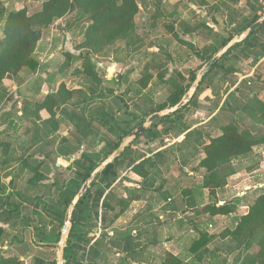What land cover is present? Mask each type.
<instances>
[{
	"label": "trees",
	"instance_id": "obj_1",
	"mask_svg": "<svg viewBox=\"0 0 264 264\" xmlns=\"http://www.w3.org/2000/svg\"><path fill=\"white\" fill-rule=\"evenodd\" d=\"M18 1L13 0L11 4ZM263 12L264 7L260 12H252L249 17H245V24L236 27L235 31L228 32L225 37H221L218 46L210 43L202 48H197L187 44L191 50V55L197 58L201 65L196 70L187 71L185 75L177 73L172 76L171 83L167 84L169 93L166 100L161 104L147 106L143 112L144 120H138L135 115H132V120L127 122L117 119L116 111L106 101L97 99L95 89L102 85L103 74L92 62V57L102 55L108 49L117 52L115 47L120 43L123 44L126 53H134L142 48V39L135 33V20L139 13L138 0H45L41 3L40 9L31 14L24 10L8 9L3 0H0V33L2 35L0 39V108H4L9 100L3 82H16L21 72L24 71L32 75L41 68L38 61V50L42 45L43 36L46 32L55 27L56 23L63 19L66 20L68 15L80 19L85 25L81 34L82 40L77 46L79 54L75 56L63 53L62 55L65 58L67 68H71L72 62L79 63V67H75L72 73L83 77L88 82V86H94L93 89L68 90L64 83H60L55 91L47 92L40 101H32L31 98L39 94V87L34 93L26 92L24 94L27 99H22L20 114L13 107L0 117V122L5 123L8 127L12 125L16 127L15 118L18 116L26 122L31 121L35 125L36 122L41 121L39 116L41 112L48 114L49 121H51L60 108L67 106L74 96H79L80 101L76 106L84 115L77 117L78 124L84 121L88 123L86 128L80 132L85 136L89 135L94 122L104 130L105 135L101 136L99 134L104 143L100 156L95 158L87 151L82 152L78 158L72 161V179L61 186H57L55 183L52 184L57 192L59 212H49L47 205L41 199L37 200L36 206L42 204L43 210L49 214L51 213L56 245L58 244L60 230L65 222L68 206L82 183L93 170L118 148L126 135L141 125L148 116L178 104L186 95L201 66L212 59L234 36L239 35L256 22ZM263 29L264 22L257 31L242 43L228 50L211 67L200 82L191 102L177 112L155 121L147 131L138 136L125 149L119 158L95 176L90 188L78 201L73 211L72 229L63 254L65 264H80L79 260L83 259L86 247L90 243L88 234L96 228L102 232L100 235L101 241L106 240L108 234L105 231L123 214L127 208V202L137 200V195H132L125 200L118 199L116 202L119 209L109 218L108 212L114 209L111 207V201L108 197L111 191L108 194L107 191L118 181V173L121 169L129 168L133 174L141 179L138 184L139 190L142 192L157 191L163 200H167V196L163 191V183L154 188L157 179L162 174L158 165L163 164L166 156L165 152H158L150 156L144 154L143 157L132 160L133 146L143 137L152 142L156 141L159 138L157 131L159 126H163L162 131L168 133L173 124H176V117L183 110L194 105L197 95L201 91L209 88L208 80L210 76L220 74L222 79H226L237 73L236 68L233 67V60H237L238 56L234 57L233 53L242 48V57L248 59L252 54L250 49L255 47L262 49L261 44L255 43L251 39ZM261 55H257V57ZM160 61L159 56H153L139 71L140 77L135 82V86L139 90H146L149 87L153 78L150 71L158 70L159 64H161ZM160 77L163 76L160 74ZM29 82L30 80L23 84L20 83V85L23 88L24 85H29ZM235 90L238 93L239 89ZM253 100L254 103L251 106L246 102H242L238 110L243 114V117L249 118L254 126L261 128L262 132L254 133L244 128L237 119L219 126L220 134L216 137H208L207 143L201 146L203 158L199 160L196 167L204 172L201 182L198 185H192V187H185L180 192L184 205L182 213L190 212L196 217L230 216L236 211V205L246 203L245 211L238 217L234 227L223 231L218 236L228 240L232 245L231 252H238L233 264H264V193H258L251 202H247L246 199L242 198H235L232 203L223 204L198 202L203 200L204 190L209 191V196L215 197L217 190L223 189L227 185L228 178L236 173L234 166H238L241 161L248 158L254 148L264 146V102L256 97H253ZM12 117L14 118L12 119ZM36 138L34 136L35 143L39 142V140L35 141ZM74 140L80 141V139ZM183 142L185 146L187 137L183 139ZM10 147V141L0 140L1 157L9 155ZM58 150L63 157L70 158L74 155L76 149L70 146L68 139L63 138L58 144ZM23 163H29V161L24 159ZM31 163L32 178L29 179V184L33 187L44 180V175L41 163L35 161ZM251 170L247 168V171ZM10 198L11 194L6 196V205L10 204ZM94 224H96V227ZM213 239V236H209L205 232H199L198 236L191 241L188 248L189 252L197 255L200 251H205ZM116 240L118 241H114L113 245L125 244L123 245L124 249H128V245L132 241L129 233H125L123 238ZM91 248L90 246L88 251ZM254 248H256V251L252 252L251 250ZM199 263L202 262L199 261ZM0 264L20 263L15 258H9L2 259ZM52 264H55V260ZM161 264L184 263L169 253H165Z\"/></svg>",
	"mask_w": 264,
	"mask_h": 264
},
{
	"label": "rangeland",
	"instance_id": "obj_2",
	"mask_svg": "<svg viewBox=\"0 0 264 264\" xmlns=\"http://www.w3.org/2000/svg\"><path fill=\"white\" fill-rule=\"evenodd\" d=\"M12 1L3 0V3L5 6H8V9L24 10L28 14H31L39 10L41 3L45 0H19L16 5L11 4ZM138 3L142 12H144L145 8H148L146 4L149 3L150 9L147 13L150 16L154 15L156 20L158 19L157 21H160L162 24L161 31L151 33L152 41L149 42V45L153 47L157 45V48L159 46L160 49L156 53L160 55L163 54L161 50H164V47L172 46V43H175L174 47L176 48L172 49V53L169 52V58H161L159 71L154 72L153 80H151L146 91L139 90L135 86L136 80L140 77L139 71L144 65L142 63L133 65L135 68L131 69L128 72L129 74H126V80L130 82L128 87L130 90L128 92H123L121 88L116 89L117 84L121 81L120 78L114 77V80H110L105 74L102 76V81L105 85L104 91L108 93L110 90L112 92L115 89V93L112 94V101L107 102V104L116 111L115 115H118L117 119L127 122L132 120V115H135L138 120H144L143 112L147 106L150 104H161L166 100L169 89L167 85L163 84L170 83L172 77L168 71L166 72V70L162 69L168 64H171L172 67V64L178 60L182 61L183 57L188 55L190 49H187L188 51L179 49L183 44H180L178 36L174 32V22L179 21L177 26L180 29L183 27L193 28L194 30L200 29L198 34L201 37L202 43L199 45L204 47L208 37L212 38L213 35L218 36L219 43L221 37H225L228 32L235 31L236 27L245 24V17H249L252 12H260L264 7V0H138ZM163 4H167L166 8H164L165 10L160 7ZM168 7L170 11H168ZM174 8H177V10L172 11ZM158 9L160 11L154 14L153 11H157ZM179 17H182V20ZM141 23L146 24L145 21H141ZM206 24L215 30L210 29V26ZM84 26L80 19L68 15L66 20L63 19L56 23L55 27L44 34L42 45L38 50V61L41 68L32 75L24 71L21 72L16 82H3L9 100L4 108H0V117L10 108L17 107V100L22 102L21 99L27 97L21 95L26 94V92L34 93L39 87H43L42 91L55 90L60 83H64L69 90L93 89L94 86H88V82L83 77L72 73L75 67H79V63L72 62L71 68H67L65 58L62 55L69 52H74L73 55L79 54L77 46L82 40L81 34ZM162 33L163 35H161ZM169 35L170 37H167ZM1 38L2 35L0 33ZM146 39H150V37H146ZM251 40L261 44L262 49H257V47L250 49L252 54H250L248 59L242 57V48L237 49L233 53L234 57L238 56L237 60H233V67L236 68L237 73L226 79H222L220 74L210 76L208 80L210 84L209 88L201 91L197 95L194 105L183 110L176 117V124H173L168 133L162 131L163 126H159L157 128L159 138L156 141L152 142L143 137L133 146L132 160H137L143 157L144 154L147 156L152 155L156 151L165 152L166 156L164 157L163 164L158 165L162 174L157 179L154 188L163 183L164 194L167 196V200H159V192L154 190L147 192L139 191L137 178L133 175L124 177V168L119 172V177L123 179L122 183L120 182L108 195V197H112L113 195V197H121L122 195L130 196L133 193H138L141 196V200L146 202L145 206L147 207L149 216L151 214L152 216L161 217L168 211L171 213L174 211L178 215V221L175 227H172V231H170V228H167L168 225L164 227L158 226L155 232L153 230L154 238L151 237V239H149L152 235L150 234L151 228L147 230L148 233H144L147 235V242H153L154 239L157 241V246L151 248L154 251L151 254L153 259L151 264H158L161 258L160 247H163L165 243V245L171 246L173 244L175 248H178V256L184 259V261L187 260L184 264H200L199 261L202 262L201 264H233L237 256V251L231 252L232 245L228 240L218 236L223 231L234 227L238 217L244 213L246 203L236 205V211L230 216H221L214 220L209 216L196 217L191 214L184 215L182 213L184 205L180 192L185 187H192V185H198L201 182L204 172L196 168L199 160L203 158L201 146L207 143L208 137H216L220 134L219 126L237 119L244 128L254 133L262 132L261 128L254 126L251 120L243 117V114L238 110L242 102H246L251 106L254 103L253 97L264 102V29ZM118 45L115 47L117 52L108 49L102 55L93 56L92 62L96 67H101L100 64L102 62H109L118 57L122 59L125 57L130 61L134 59L130 54L125 52L123 44L120 43ZM177 48L179 52L174 51L175 49L178 50ZM145 53L147 52L145 51ZM151 55H148L147 59ZM257 55L261 56L257 57ZM196 67V65L192 66L193 69L195 68L194 70L198 68ZM171 71L172 75L179 73L177 69H172ZM182 71L187 72L191 71V69L187 70L186 68ZM160 74L163 76L162 78ZM29 80V85H24L22 88L20 83L23 84ZM98 89H95L97 99L106 101V98H103L104 92H98ZM235 89H239L238 93H236ZM18 91L19 95H17ZM79 101V96H74L67 107L56 112V114L63 116V119H60V121L56 122L53 119L46 123H39L43 128V136L36 135L39 138V143H41L39 148L33 149L36 145L34 144L32 134H24L26 128L29 131L32 129L30 124L17 121L15 122L16 127H13V125L8 127L5 123L1 122L0 140L11 142L10 153H16V149L19 151L15 156L13 154L5 157L0 156L1 163L7 166L16 164L21 158L32 154L36 155L35 160L39 161V157H41L40 150L42 152H58V144L63 138L68 139L70 146L76 149L74 156H79L82 152L87 151L94 155L95 158H98L104 147L99 134L102 136L105 133L94 122L91 126L90 134L83 137L85 134L81 132L86 128L88 123L84 121L78 124L77 117L83 114L76 106ZM59 124L63 125V128L58 135L56 132L59 130ZM16 137L18 138L16 139ZM80 137L82 139L79 142L74 140ZM185 137H187V144L184 146L183 139ZM31 150L32 152H30ZM68 163L70 162L68 161ZM71 167L72 165L69 166V168ZM234 167L236 173L228 178L227 185L223 189L217 190L215 197L209 196V191L204 190L203 200L198 203H232L235 198H242L246 199L247 202H251L258 193H264V146L254 148L248 158ZM69 168L60 175L66 176L70 174ZM247 168L252 170L247 171ZM70 180L68 179V181ZM43 190V188L34 189L32 195L45 192ZM15 197L14 195L10 201L14 198V202H16ZM171 203L173 204L171 205ZM28 206L30 207L31 204ZM128 206L126 205V207ZM34 208L42 210V204H38ZM56 209L55 205L49 204V212H57ZM113 209L112 213L109 214V218L118 211L119 206L115 205ZM153 209H155V212H152ZM22 212L30 215V211L26 207L23 208ZM149 216L143 217L142 220L149 219ZM47 219H50V217L42 218L40 223L43 227L47 225ZM128 219H126V223L130 224H123L125 228H129L130 225L132 226V222ZM94 226L96 227V224ZM199 232H205L207 235L213 236L214 239L205 251H200L197 255H193L189 252L188 247L191 241L198 236ZM141 241V245L144 244V240L141 239ZM255 249L251 251L255 252Z\"/></svg>",
	"mask_w": 264,
	"mask_h": 264
},
{
	"label": "crops",
	"instance_id": "obj_3",
	"mask_svg": "<svg viewBox=\"0 0 264 264\" xmlns=\"http://www.w3.org/2000/svg\"><path fill=\"white\" fill-rule=\"evenodd\" d=\"M16 4L17 2L14 5ZM146 6L148 8L147 9L145 8L144 12H142L141 7L139 6V13L135 20L136 22L135 33L139 38L142 39L143 46L137 52H134L132 54L128 53L134 59L130 61L129 59H126L125 57L123 59L121 57L120 58L118 57V58H114L113 60L109 62H102L100 64L101 67H97L100 73H102L103 75L105 74L110 80L113 79L114 77L120 78L121 81L119 82V84H117L116 89L121 88L123 92H128L130 90V88H128L130 82L126 80L127 79L126 74H129L128 72L131 69L135 68L133 67V65H138L140 63L145 65L148 62V60H150V58L156 55L163 59L169 58V52L172 53V49L176 48L174 47L175 43H172L171 44L172 46L164 47V50H161V53L163 54L160 55L156 53L160 49L159 46L157 48V45L154 47L149 45V42L152 41L151 33L152 32L157 33L161 31L162 24L160 21H157L158 19L156 20L154 15L150 16L147 13L149 12V9H150L149 3L146 4ZM166 6L167 4L160 5V7L163 10H165L164 8H166ZM160 9H158L157 11H153V13L154 14L158 13ZM175 10H177V8L176 9L174 8V10L172 11H175ZM168 11H170L169 7H168ZM179 19L182 20V17H179ZM141 21L143 22L145 21L146 24H142ZM178 23L179 21L174 22V25H173L174 32L178 36V40L180 44H183L181 48L179 47L178 48L184 51H188L189 46L187 44H191L197 48H202L203 46L199 45L200 43H202V40H200L201 37L198 34V32H200L199 31L200 29L194 30L193 28L189 29V28H184V27L180 29L177 26ZM206 25L210 26L208 24ZM210 29H212L211 26H210ZM212 30H215V29H212ZM161 35H163V33ZM146 37H150V39H146ZM167 37H170V35ZM217 37L214 35L212 38L208 37V40H206L207 41L206 45L211 43L217 46L219 44L218 43L219 37L218 38ZM179 49L178 50L175 49L174 51L179 52ZM145 51L148 54L145 53ZM69 54L73 55L74 52H69ZM150 54H152L151 57L147 59V56ZM193 65H196L197 67H199L201 65V62L197 58L192 56L189 50L188 55L184 56L182 61H179V60L176 61L174 64H172V67H171V64H168L162 70H166V72L168 71L171 77L174 76L171 73L172 69L174 70L177 69V72L185 75L186 72H183L182 70L186 68L187 70H190V69L194 70L195 68L194 69L192 68ZM155 71H159V70L150 71L152 76ZM167 84L168 83H164L163 85H167ZM104 87L105 85L102 83V85L98 89V92L99 91L101 93L104 92L103 98H106V102H111L113 99L112 94L115 93V89L112 90V92L110 90V92L106 93L104 91ZM42 89L43 87H40L39 94L32 97L31 98L32 101H37V102L40 101L43 95H45L47 92H53L57 88L55 90L51 89L48 91H44V90L42 91ZM143 91H146V90H143ZM17 95H19V91ZM21 96H24V94ZM21 96H20V99H21ZM16 102H17V107H15V110H17L18 114H20L22 104H21V101L17 100ZM61 109L63 108H60V110ZM39 116L41 118V121H40L41 123L49 122L50 117L45 112H41ZM19 118L20 116L16 118L15 122L17 121L26 122L25 120L21 118L19 119ZM54 119L57 122L58 120L60 121V119H63V116L59 114H55ZM40 122H36L35 125H33L34 123H32L31 121L26 122L31 125L30 127L32 129H30L29 131L26 128L24 131V134L26 135L32 134L33 137L36 135H40L42 137L43 128L41 124H39ZM58 128L59 130L56 133L59 135L61 133V129L63 128V125L59 124ZM86 136L84 135L83 137H86ZM17 138L18 137H16V139ZM79 139H82V138L80 137ZM38 140L39 138H36L35 141H38ZM34 144L36 146H34L33 149L39 148V145H41V143L39 142H36V143L34 142ZM30 145L32 144L30 143ZM15 151L16 153L14 154L10 153L11 152V147H10L9 154H13L15 156L16 154L19 153L18 149H16ZM30 152H32V150ZM156 152L158 153V151ZM156 152H154L153 154H155ZM39 153L41 155V157H39V161L35 160L36 155L32 154L24 158H21L16 164H12L9 166L2 164L1 158H0V261L2 259L15 258L19 261L20 264H52L53 261L55 260V252H56L57 245H56V240H55L56 235H55V231L53 230V222L51 220V216L47 212L44 213L43 205H42V210H37L36 208H34V206L36 207L37 200L41 199V201L44 202V204H46L48 208H49V204L55 205L57 208L56 213L59 212L58 196L52 184L55 183L57 186H61L63 183H66L68 179H72V176H73L72 161L73 159H76L79 156L73 155L70 158H65L62 156L61 153H59V150L58 152H55V151L42 152L40 150ZM24 159H27L29 163H23ZM32 161L42 164L41 169L44 175V180L39 182L37 186H33V187L29 184V179L32 178V172L30 169L32 167L31 165ZM68 161L70 163H68ZM70 165H72L71 168H69ZM67 168H69L70 174L66 173L67 174L66 176L60 175L66 172L65 170ZM124 169H125L124 177H127L128 175H133L134 177L137 178V182L139 183L141 182V179L137 175L133 174L129 168L128 169L124 168ZM122 181L123 179L119 177V173H118V181L111 186V188L107 191V194L110 191H113V189L116 186H118L120 182L122 183ZM38 188H43L45 192L36 193L35 195H32L33 190L38 189ZM10 194H11V198L14 197V195L16 196L15 197L16 202H14V198H13L12 201H9L10 204L6 205L5 204L6 196ZM132 195H137L138 197L137 200H132L131 202H127L129 206L125 209L123 214L115 222H113L105 231L108 234V238L106 240L101 241L100 235L102 232L98 233V229L96 228L93 229L88 234V238H90V243L86 247L85 255L82 259V260H86L87 264H151V261L153 260L151 254L152 252H154L151 248L157 246V241L154 239L153 242H150V241L147 242L146 241L147 235H145L144 233H148L147 230L151 228L150 234L152 235L149 238L151 239V237L154 238V232H155V229L158 228V226L164 227L168 225L167 228H170V231H172L173 230L172 227H175V224L178 221V215H176L175 214L176 212L174 211L172 213L168 211L165 213V215L161 217H157L156 215H154L155 216L154 217L151 214L149 216V212L147 211V207L145 206L146 202L141 200L140 198L141 196L138 193H135V194L133 193L130 196L122 195L121 197H113L114 196L113 195L112 197H109V201H111L110 203L111 207L114 208V206L117 205L116 201L118 199H124V200L127 198L129 199V197H131ZM159 200H163V199L159 196ZM29 204H31L30 207L28 206ZM172 204L173 203H171V205ZM25 207L28 208V211H30V215L28 213L22 212L23 208ZM152 212H155V209H153ZM111 213L112 211L108 212V214H111ZM186 214L192 215V213L190 212ZM47 216L50 217V219H47L48 220L47 225L43 227L40 222L42 221V218L47 217ZM146 216H149V219L142 220V218ZM220 217L221 216H215L212 218L215 220L216 218H220ZM127 218H129L128 220L132 222V226L130 225L129 228L128 227L125 228L123 226V224H130L128 222L126 223ZM125 233H129L132 239V241L128 245V249H124L123 245L125 244H122V243L120 244V246L113 245V242L118 241L116 239L123 238L125 236ZM141 239L144 240V244L142 245L140 243L142 242ZM165 244H163V247H160L161 248L160 249L161 258L158 264H161L165 253H169L173 257L182 260L183 263L187 262V260L184 261V259L178 256L179 255L178 254L179 252L177 251L178 248H175L173 244L172 246L165 245ZM90 246L92 248L90 251H88ZM82 260L81 261L79 260L80 264L83 262Z\"/></svg>",
	"mask_w": 264,
	"mask_h": 264
},
{
	"label": "water",
	"instance_id": "obj_4",
	"mask_svg": "<svg viewBox=\"0 0 264 264\" xmlns=\"http://www.w3.org/2000/svg\"><path fill=\"white\" fill-rule=\"evenodd\" d=\"M264 22V12L259 17V19L254 22L251 26H249L247 29H245L243 32H241L239 35L234 36L219 52L216 53V55L210 59L208 62L204 63L201 68L197 71L196 76L192 84L190 85L186 95L182 98V100L176 104L175 106L171 108H167L165 110H162L160 112H156L148 116L145 121L134 128L128 135H126L121 143L119 144L118 148L114 150L96 169L93 170V172L90 174V176L82 183L80 189L76 193V195L73 197L70 205L68 206L65 222L60 230V236L58 240V244L56 247L55 252V264H65L63 260V254L64 249L69 241L70 232L72 229V214L73 211L78 203V201L85 195V193L90 188L91 183L94 181L95 176L102 171L106 166L110 165L114 160L119 158L121 154L125 151L126 148L141 134H143L145 131H147L150 126L157 121L158 119L171 115L178 110H180L182 107L186 106L191 99L193 98L200 82L202 81L203 77L210 71L211 67L223 56L227 53L228 50H230L232 47H234L237 44L242 43L245 41L251 34H253L255 31H257L262 23Z\"/></svg>",
	"mask_w": 264,
	"mask_h": 264
},
{
	"label": "built area",
	"instance_id": "obj_5",
	"mask_svg": "<svg viewBox=\"0 0 264 264\" xmlns=\"http://www.w3.org/2000/svg\"><path fill=\"white\" fill-rule=\"evenodd\" d=\"M100 231L98 230V233H99ZM81 264H87V261L86 260H84Z\"/></svg>",
	"mask_w": 264,
	"mask_h": 264
}]
</instances>
